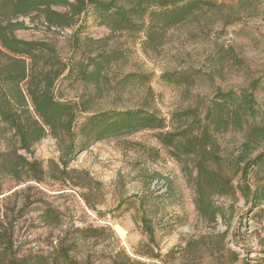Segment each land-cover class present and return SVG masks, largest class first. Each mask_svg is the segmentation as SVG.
<instances>
[{"label":"rangeland","instance_id":"obj_1","mask_svg":"<svg viewBox=\"0 0 264 264\" xmlns=\"http://www.w3.org/2000/svg\"><path fill=\"white\" fill-rule=\"evenodd\" d=\"M132 1L124 4L129 7ZM243 1L226 0L197 21L171 29L157 52L145 51L139 34H112L91 14L79 31L82 36L107 38L110 47L125 50L126 62L114 67L113 75L152 73L155 106L168 119L186 102L183 90L164 82L161 74L193 68L202 74L191 93L211 97L217 90L254 91L259 108L256 125L264 127V0ZM26 23L29 28L17 29V36L49 41L66 61L73 56L72 39L79 23L69 28L47 27L29 19ZM0 60H4L1 55ZM62 89L63 99L74 100L82 85L66 82ZM144 94L132 91L120 99L112 92L98 101V107H136ZM84 117H78L76 132ZM259 129L256 135L247 128L220 136V158L212 165L232 179L235 191L214 197L226 217L213 223L200 216L184 163L161 145L156 131L93 141L69 155L68 142L45 137L33 153L44 167L41 181L18 182L0 166V220L8 227L12 223V240L7 235L0 242V264H9L13 255L49 253L59 237L66 233L71 239L74 228L87 225L109 226L115 235L106 231L97 243L78 242L74 253L86 264H111L110 255L120 246L147 264H264V161L255 162L264 153V130ZM5 148L0 140V151ZM62 159H68L66 178L60 174ZM252 159L245 175L243 169ZM244 183L258 189L260 201L254 202L252 194L244 196ZM47 206L57 211L59 222L43 220ZM144 216L153 227L154 241L145 231ZM116 225L125 229V235ZM0 231L5 232L1 224Z\"/></svg>","mask_w":264,"mask_h":264},{"label":"trees","instance_id":"obj_2","mask_svg":"<svg viewBox=\"0 0 264 264\" xmlns=\"http://www.w3.org/2000/svg\"><path fill=\"white\" fill-rule=\"evenodd\" d=\"M224 1L133 0L127 7L124 0H0V55L4 58L0 60V140L6 146L0 151L3 170L18 182L41 181L44 167L33 153L35 146L49 135L60 144L68 142L69 155L76 147L84 150L93 141L154 130L161 145L184 163L200 216L208 223L226 217L225 208L218 205L214 197L229 195L235 187L232 179L212 164L220 158L221 135L236 129L248 128L252 135L257 134L256 128L264 130L256 125L259 108L255 92L217 90L207 97L191 93L198 84L201 70L164 71L162 80L180 87L186 102L172 111L168 119L155 106L152 73L130 71L122 76L113 75L114 67L126 62L125 50L110 47L107 38L82 36L79 31L91 14L98 25L109 28L112 34L140 35L143 49L157 52L168 31L197 21L205 12L221 7ZM57 6L66 10H59ZM26 19L33 23L42 21L47 27L69 28L79 23L72 39L73 56L66 61L49 41L17 36V29L29 28ZM66 82L71 86L82 85L78 99H63L62 88ZM140 90L145 94L136 107H98V101L106 94L114 92L122 99L123 94ZM82 114L85 117L76 132L77 120ZM252 161L244 167L245 175ZM263 161L264 153H261L255 162ZM62 164L60 174L66 178L68 159H62ZM241 192L244 196L252 194L254 202L261 199L258 189L253 190L251 185L244 183ZM83 199L88 204L85 196ZM43 220L56 223L59 215L53 207L47 206ZM142 222L150 240L154 241L152 225L145 216ZM0 224L5 230L0 231V242L7 235L10 242L12 223L8 227L0 220ZM106 231L115 235L109 226L76 227L72 230L75 236L70 239L65 233L49 253L13 255L9 264H86L74 253L78 242L97 243ZM110 258L111 264H147L133 258L122 246L113 250Z\"/></svg>","mask_w":264,"mask_h":264},{"label":"bare ground","instance_id":"obj_3","mask_svg":"<svg viewBox=\"0 0 264 264\" xmlns=\"http://www.w3.org/2000/svg\"><path fill=\"white\" fill-rule=\"evenodd\" d=\"M116 229L118 230V232L123 236L125 235L126 231L124 228H122L121 226L119 225H116Z\"/></svg>","mask_w":264,"mask_h":264}]
</instances>
